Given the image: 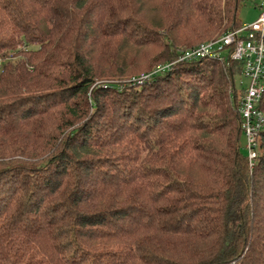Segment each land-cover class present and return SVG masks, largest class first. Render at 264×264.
Masks as SVG:
<instances>
[{
    "label": "trees",
    "instance_id": "obj_1",
    "mask_svg": "<svg viewBox=\"0 0 264 264\" xmlns=\"http://www.w3.org/2000/svg\"><path fill=\"white\" fill-rule=\"evenodd\" d=\"M245 2L0 0V264H264L240 66L128 84L239 28Z\"/></svg>",
    "mask_w": 264,
    "mask_h": 264
},
{
    "label": "built area",
    "instance_id": "obj_2",
    "mask_svg": "<svg viewBox=\"0 0 264 264\" xmlns=\"http://www.w3.org/2000/svg\"><path fill=\"white\" fill-rule=\"evenodd\" d=\"M204 60L240 66L242 80L240 94H237L238 112L246 138L247 162L253 170L259 156L260 136L264 133V112L259 109L264 96V12L256 22L243 23L215 40L182 51L175 62L158 66L152 73L133 77L128 84L142 86L153 76L172 70L178 63ZM3 67L4 62L0 61V72Z\"/></svg>",
    "mask_w": 264,
    "mask_h": 264
},
{
    "label": "rangeland",
    "instance_id": "obj_3",
    "mask_svg": "<svg viewBox=\"0 0 264 264\" xmlns=\"http://www.w3.org/2000/svg\"><path fill=\"white\" fill-rule=\"evenodd\" d=\"M263 12H264V0H246L245 4L242 6L240 10V20L242 21V23L252 24L260 18ZM162 65H165V64H161L159 66H162ZM142 74H147V73H142ZM142 74L135 75L133 77L141 76ZM240 80H242L241 77L236 78L235 88L237 89V94H240L239 92L241 88ZM240 147H241L242 153L246 155L247 154L246 138L244 137V135L240 141Z\"/></svg>",
    "mask_w": 264,
    "mask_h": 264
}]
</instances>
